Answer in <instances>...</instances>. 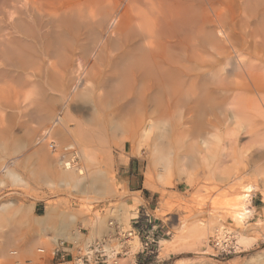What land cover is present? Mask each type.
Listing matches in <instances>:
<instances>
[{
	"label": "bare ground",
	"instance_id": "bare-ground-1",
	"mask_svg": "<svg viewBox=\"0 0 264 264\" xmlns=\"http://www.w3.org/2000/svg\"><path fill=\"white\" fill-rule=\"evenodd\" d=\"M0 26L8 34L0 40L1 63L25 67L35 54L39 75L46 73L52 89L69 99L61 106L63 115L54 105H48L52 110L45 107L50 115L42 113L45 119H40L44 125L52 122L29 138L35 147L32 155L63 165L55 177L76 185L88 166L109 168L113 149L133 146H143L149 165L162 168L159 177L177 173L190 182L219 179L235 188L231 181L251 175L256 184L244 185L234 198H216L208 208L213 212L223 207L220 211L230 214L238 225V242L248 245L264 235V223L256 224L253 234H241L247 230L244 219L251 212L247 204L252 191H260L264 200V0H0ZM99 34L107 35L103 39ZM80 46L83 57L75 60ZM55 67L58 75L69 78L67 83H58L62 77L50 73ZM37 87L42 98L48 96L45 87ZM2 91L1 132L4 117L10 120L4 128H10L17 113L35 102L32 92L23 99L12 93L5 97ZM79 98L90 108L74 115L70 103ZM44 106H38L42 112ZM86 123L101 125L104 132L85 128ZM112 180H101L103 194L115 191ZM136 202L126 204L127 219L137 216ZM50 213L44 217L51 219ZM211 220L203 222L212 228ZM192 224L187 233L164 242V254L176 252L179 244H174L186 242L184 235L199 241L208 234L205 225ZM66 227L61 226L60 235ZM130 241L133 249L138 236ZM97 242L105 253V241ZM27 248L23 252L39 264L33 247ZM3 253L1 231L0 257ZM15 262L0 259V264Z\"/></svg>",
	"mask_w": 264,
	"mask_h": 264
},
{
	"label": "rangeland",
	"instance_id": "rangeland-1",
	"mask_svg": "<svg viewBox=\"0 0 264 264\" xmlns=\"http://www.w3.org/2000/svg\"><path fill=\"white\" fill-rule=\"evenodd\" d=\"M4 32L3 27L0 26V40L2 38L4 40L8 36V34H3ZM99 35L102 36L103 34ZM106 35L104 34L102 38L104 39ZM83 54L82 46L76 48L74 59L79 60L83 57ZM58 60L57 54H54L52 61L56 63V66ZM5 63L0 61V91L3 90V95L5 97L15 95L14 97L23 98L25 94L32 92L35 96L33 97L35 102L29 104L30 107L28 105L24 107L25 110L22 108L24 111L21 109V112L17 113L16 117L13 118L12 128L7 126L8 131L4 127L5 123L8 124L10 120L6 117L7 121L4 117L3 131L4 129L5 131H0V232L3 231L4 252L3 257L1 256L0 259L14 258L16 259L15 264H22L21 260L23 259L25 264H32L34 262L31 255L25 254L26 248L32 246L39 264H67L66 261L87 253L91 255L87 264H98L97 258L106 260L105 263L101 261L100 264H132L133 262L134 264H140L136 252L142 248L146 238L153 235L158 240L156 253L151 254L154 256L153 260H157L156 264H264V235L262 233L256 241L248 245L239 240L244 251L232 256L214 255L215 250L209 244L210 237L216 228H220L221 224V228L227 225L235 229L238 228V225L230 214H224V210L220 211L223 209L220 205L221 209H217L218 211L215 209L216 211L213 212L208 207L213 206L215 202L213 200L234 198L236 194L243 192L246 185H251L254 182L256 184L257 181H254L253 176L247 175L244 176L245 178H239V181L238 179L231 181V183H235V188H228L230 183L222 180L223 183H219L221 182L219 179H215L216 181L209 179L207 182L202 178L190 182L179 177L177 173L159 177L157 174L162 168L149 165L148 154L143 146H133V148L127 150L113 149L114 161L109 165V168L104 164L95 163V165L87 167L89 171L85 169L87 173L85 172V176L80 183L76 185L74 183L69 184L62 178L55 177L57 169L58 171L61 170L63 165L45 162L36 155H32L35 147L32 146L34 147L32 148L31 142L29 143V138H32V136L34 138V133L41 129L43 131L44 126L52 122V119L49 122L47 120V124L44 125L46 121L43 122L42 119H45V116L42 118L41 114L47 115L48 112H51L48 109L52 110L50 106L54 105L57 113L61 112L60 114L63 115L64 110H61V106L68 103L69 99L67 100L65 93L60 95L58 92L61 91L52 89L51 83L53 82L46 73L42 77L39 75V60L35 54L30 61L32 65L29 63L31 66L28 64L24 67ZM58 69V67H55V70H51L50 73L57 75L58 78L59 76L62 77L61 81L55 77L57 82L59 80L58 83H67L69 78L58 75L55 72ZM45 82H48V84ZM32 85L36 87L39 85L40 88L45 87L49 92L48 96L43 97V99L39 95V88L36 89ZM32 87L35 88V91ZM8 92H10L9 95ZM22 92L26 93L23 94ZM80 99L70 103L74 115H79L83 110L86 112L90 108V105L84 99H82V102ZM37 101L45 104V112H42L43 108H40L42 104H37ZM35 112L39 114L37 115ZM48 114L50 115V113ZM85 125V128H91L95 132H104L101 125H98L99 127L96 124L97 127H92L94 123H86ZM71 126L74 127V124ZM10 129L11 132H9ZM107 129L110 128L107 126ZM57 151L55 150V152ZM81 163L80 165H83ZM101 180L107 183L106 180H112L115 185H113L114 188L116 187L113 189L115 191L107 195L103 194V190H101L103 186L101 185L104 183L101 184ZM135 199H137L135 205V207L137 206V216L131 215L133 218L130 216L127 219L126 204L132 203ZM247 205L248 208L250 207L251 212L244 219L247 226L245 233L238 229L241 234H247V232L253 234L252 229L257 226L256 224L264 223V200L260 191L257 189L252 191ZM47 210L51 212V215L53 214L51 219L44 217ZM210 218L215 220V222L213 221L215 224L213 222L211 224L213 225L212 228L209 224L205 225V222L210 221ZM192 222L207 227L208 234L205 235L206 238L202 237L199 241H193L191 237H185L184 235V241L186 242L180 244V240L177 241L179 243L174 244H179L176 246V252H167L169 255L166 253L165 255L163 252L164 242L173 241L177 235L187 233V229L190 228ZM63 224H67L66 232L60 235L59 230ZM130 231L134 233L132 236H129ZM135 235L138 236V243L132 249L130 238ZM57 239L66 242L68 250L64 253V257L57 252L54 253ZM99 240L105 241L106 252L105 255L100 253L98 257L91 249L96 245L95 242ZM44 241L48 244L44 245ZM182 245L183 247L180 248ZM178 247L180 250H178ZM14 249H16V253L12 251ZM41 249L44 251H40ZM170 255H172L170 259L164 260L165 257ZM257 256L259 257L257 258Z\"/></svg>",
	"mask_w": 264,
	"mask_h": 264
},
{
	"label": "built area",
	"instance_id": "built-area-1",
	"mask_svg": "<svg viewBox=\"0 0 264 264\" xmlns=\"http://www.w3.org/2000/svg\"><path fill=\"white\" fill-rule=\"evenodd\" d=\"M223 231V233H221ZM235 228L225 226L222 230L216 229L214 234L209 239L210 246L215 250L214 255L221 256V257H227L232 256L236 254H240L244 251L243 246L238 242L236 237ZM132 233V231L129 232V234ZM131 235V234H130ZM158 240L154 238V236H149L146 238L145 243L142 244L143 252L147 254H155L156 253V246H157ZM103 244L97 242V244L91 249L94 250L95 253H97V256L99 257L100 253L102 255L104 254V249H102ZM68 248L66 247L65 241H58V245L54 251V253H59L64 257V253L67 252ZM91 258L90 253H87L83 256L73 258L70 261H66L67 264H87L89 263ZM101 261L105 263L106 260H101L97 258V263L100 264Z\"/></svg>",
	"mask_w": 264,
	"mask_h": 264
},
{
	"label": "crops",
	"instance_id": "crops-1",
	"mask_svg": "<svg viewBox=\"0 0 264 264\" xmlns=\"http://www.w3.org/2000/svg\"><path fill=\"white\" fill-rule=\"evenodd\" d=\"M128 182L130 183L129 179H128ZM135 190H137V189H135ZM136 254L138 255V259H139L140 264H156L157 260H153L154 256H152V255L150 256V254L143 252V248H141L139 251H137ZM171 257H172V255L167 256L164 258V260H168ZM132 264H134V262Z\"/></svg>",
	"mask_w": 264,
	"mask_h": 264
}]
</instances>
